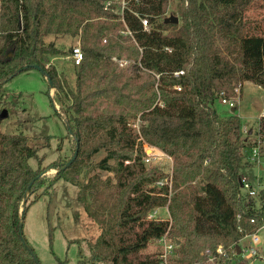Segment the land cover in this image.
I'll return each mask as SVG.
<instances>
[{"label":"trees","instance_id":"obj_1","mask_svg":"<svg viewBox=\"0 0 264 264\" xmlns=\"http://www.w3.org/2000/svg\"><path fill=\"white\" fill-rule=\"evenodd\" d=\"M107 1L115 0H0V88L39 66L67 122L72 157L76 151L70 168L100 150L101 169L114 162L111 264H160L162 248H147L163 236L174 244V264H228L241 238L264 223V188L256 198L242 192L250 141L236 107L222 117L213 105L244 82L264 90V30L245 19L256 0H176L177 24L164 23L169 0H124L121 15L105 10ZM64 35L79 37L83 54L73 91L50 64L63 51L45 42ZM256 136L250 146L264 142V118ZM144 145L172 160L170 176L144 167ZM36 154L26 136L0 132V264H36L19 236L25 195L24 218L46 180L29 164ZM165 177L170 186L156 185ZM165 206L169 219L148 218ZM100 241L107 245L104 235Z\"/></svg>","mask_w":264,"mask_h":264},{"label":"rangeland","instance_id":"obj_2","mask_svg":"<svg viewBox=\"0 0 264 264\" xmlns=\"http://www.w3.org/2000/svg\"><path fill=\"white\" fill-rule=\"evenodd\" d=\"M111 2L114 13L118 15L119 1ZM176 5V0H169L166 18L170 15L178 18L175 12ZM245 19L252 21L263 31L264 0H256V4L245 13ZM45 42H52L63 51L64 54L50 58V64L56 67L58 74L65 80L68 91H73L75 66L68 56L73 47L80 45L79 37L50 36ZM112 61L117 62L115 58ZM234 92L235 96L229 101L236 107L234 114L239 117L242 135L248 137L250 144L257 138L259 119L264 112V90L251 82H244L241 89ZM0 96L2 97L0 112L2 110L7 112V116L0 119V132L26 136L29 143L37 150L36 157L30 159L29 164L33 169L44 170L41 177L46 180L36 191L40 194L38 198L34 200L36 194L31 195L30 199H33V202L22 226L23 238L34 251L39 264H111L112 248L108 244L111 243L112 232L109 225L111 217L114 216L113 204L118 197L114 162H108L110 170L101 169L98 163L104 158L105 152L100 150L70 168L73 161L68 168L61 171L59 180L49 186L48 182L60 171L54 167L67 163L72 158L74 150L62 119L64 115L55 100V89L49 88L40 71L30 68L6 81L0 88ZM213 106L222 117L233 114L231 108L222 104L219 99L214 101ZM133 123L137 127L138 121ZM249 144L242 150L244 164L241 176L257 190L259 187L264 188V174L258 164H252L250 154L246 155L247 149L251 148ZM263 144L260 153L264 158ZM153 151L161 153L157 148L144 145L145 154ZM144 158L142 159L144 167H158L166 176L171 174L172 160L166 155L157 154V157L148 163ZM162 180L165 183L167 177ZM167 183L170 186L169 181ZM193 184L198 190L200 189L199 180L194 181ZM242 192L244 193L243 190ZM157 215L165 218L166 209L159 208ZM48 232L52 234L51 243L48 240ZM101 235H104L107 245L100 241ZM260 236L262 244L259 256H263L264 231L260 232ZM165 240L173 243L167 237ZM246 243L247 239L241 240V246H245ZM163 244L153 242L147 249H163ZM54 255L59 262H56ZM171 256V262L167 264H174L176 260L173 250L168 257ZM228 264L245 263L242 255L239 254ZM253 264H264V259H257Z\"/></svg>","mask_w":264,"mask_h":264},{"label":"built area","instance_id":"obj_3","mask_svg":"<svg viewBox=\"0 0 264 264\" xmlns=\"http://www.w3.org/2000/svg\"><path fill=\"white\" fill-rule=\"evenodd\" d=\"M120 13L118 15L122 14V11L124 9L125 6V1L124 0H120ZM104 9L105 10H110L112 12H114V10L112 9V2L111 1H107L104 5ZM141 24L143 26V30L148 31L149 30V25L148 22L145 18H141ZM68 59L71 61V63L77 67L80 65L81 61L83 60V54L80 48V45L78 44L76 47H73L70 52H69V56ZM126 62H120L119 65L123 66ZM178 74H182V71L175 73V75ZM177 89H179L177 87ZM236 92L239 91V88L235 89ZM217 99H219L221 101L222 104H226L228 105L231 109L233 107H235L233 105V103L230 100V98H226L224 96V93L221 92ZM216 99V100H217ZM260 118H264V112L261 114ZM264 143L260 140H256V144L254 146H251L250 148V156L252 159V164H258L262 173L264 174V158L263 155L260 153L261 151V144ZM264 145V144H263ZM157 154H161L164 155L162 152L161 153H156V152H150L149 154H145V158L144 160L148 163L149 161H151V159H154V157H157ZM169 158V157H168ZM262 164V166H261ZM172 171V169H171ZM171 175V174H170ZM169 175V176H170ZM167 180H165V183H163V180L158 181L156 184L158 186H161L163 184H167ZM241 182H242V190L244 191V193L252 198H256L259 194V191L262 189L257 188V190L253 187V185L251 183H249L248 181L245 180L244 177L241 178ZM258 185V184H257ZM256 185V186H257ZM264 187V186H263ZM166 209L167 212V216L165 218H163L162 216H158L157 213L159 211V208H156L154 210H152L149 214H148V218H155V219H169V214H168V210H167V206L164 207ZM264 231V223L255 230V232L250 233V234H245L242 239H247V243L245 246H241V240L239 241L240 246L239 247V251L242 255L243 261L245 264H253L254 261H256L257 259H264V255L263 256H259V250L262 244V239L260 236V232ZM166 236H163L160 240H158L157 242L159 244H163L164 241L166 242ZM173 245V246H172ZM163 249H162V254L159 255V260H160V264H167V258L169 256V254L172 253V250L174 248V244L171 242H166L162 245ZM216 252L218 254L222 253L221 249L218 248L216 250ZM238 254V255H239ZM209 261H212L213 258H209Z\"/></svg>","mask_w":264,"mask_h":264},{"label":"water","instance_id":"obj_4","mask_svg":"<svg viewBox=\"0 0 264 264\" xmlns=\"http://www.w3.org/2000/svg\"><path fill=\"white\" fill-rule=\"evenodd\" d=\"M164 23H165V24H167V23H169V24H177V23H178V18L175 17V16L170 15L168 18H165V19H164ZM8 56H11V53H9ZM27 68H28V66H25V67H24V69H27ZM32 68H33V69H36V70H38V71H40V72L42 73V75L44 76V78L46 79V81L48 82V86H49V88H52V83L50 82L49 78L45 75V73L43 72V70H42L39 66H37V65L32 66ZM18 73H20V71H17V72L15 73V75L18 74ZM56 111H57V110H56ZM231 112H233V109H231ZM6 116H7V112H6V110H2V111L0 112V119L5 118ZM62 119H63V121L65 122V125H66V127H67V122H66L65 118L62 117ZM249 134H250V132H249ZM75 156H76V151H75L74 156H73V157H72V158H71V159H70V160L64 165L63 169H65V168H67V167L70 166V164L74 161ZM42 175H43V173L40 174V177H41ZM238 181H239V186L242 187L241 179H239ZM26 197H27V194L25 195V198H24V200H23V202H22V208H21V210H20V216H19V222H20L19 236H20V239H21V241L23 242L24 246L26 247V249L28 250V252L31 254V256H32L33 260L35 261V263H36V264H39L38 258H37L36 255L32 252L31 248L26 244V242H25V240H24V238H23V235H22V227H21V226H22V222H23V219H24V205H25ZM239 253H240V251H239V247H238L237 254H239Z\"/></svg>","mask_w":264,"mask_h":264},{"label":"crops","instance_id":"obj_5","mask_svg":"<svg viewBox=\"0 0 264 264\" xmlns=\"http://www.w3.org/2000/svg\"><path fill=\"white\" fill-rule=\"evenodd\" d=\"M260 115V114H259ZM250 154V150L247 149V152H246V155H249Z\"/></svg>","mask_w":264,"mask_h":264}]
</instances>
